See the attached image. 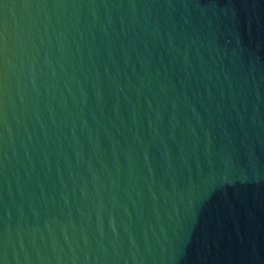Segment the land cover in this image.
Instances as JSON below:
<instances>
[{
    "label": "water",
    "instance_id": "obj_1",
    "mask_svg": "<svg viewBox=\"0 0 264 264\" xmlns=\"http://www.w3.org/2000/svg\"><path fill=\"white\" fill-rule=\"evenodd\" d=\"M0 264H264V0H0Z\"/></svg>",
    "mask_w": 264,
    "mask_h": 264
}]
</instances>
